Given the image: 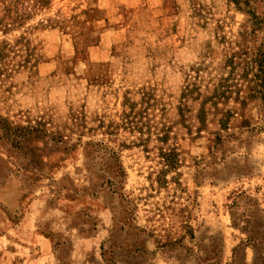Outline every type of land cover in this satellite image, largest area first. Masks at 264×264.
Instances as JSON below:
<instances>
[{
    "label": "rangeland",
    "instance_id": "374dc122",
    "mask_svg": "<svg viewBox=\"0 0 264 264\" xmlns=\"http://www.w3.org/2000/svg\"><path fill=\"white\" fill-rule=\"evenodd\" d=\"M261 58L264 0H0V264H231Z\"/></svg>",
    "mask_w": 264,
    "mask_h": 264
},
{
    "label": "trees",
    "instance_id": "16d2710c",
    "mask_svg": "<svg viewBox=\"0 0 264 264\" xmlns=\"http://www.w3.org/2000/svg\"><path fill=\"white\" fill-rule=\"evenodd\" d=\"M258 76H256L258 85L257 93L261 95V103L264 114V58L258 62ZM238 206L235 202L234 207ZM234 208V209H235ZM238 208V207H237ZM258 212L261 211L257 209ZM241 220L238 218L237 212L232 213V224L236 229H240L247 235V240L240 243L233 249L231 264H264V225L261 219L253 215V226L250 220H243L246 226L240 228ZM257 221V222H256ZM252 250V260L248 262V250Z\"/></svg>",
    "mask_w": 264,
    "mask_h": 264
}]
</instances>
